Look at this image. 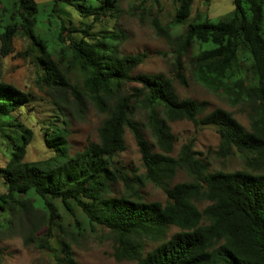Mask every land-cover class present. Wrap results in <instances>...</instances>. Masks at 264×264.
<instances>
[{
	"label": "trees",
	"instance_id": "16d2710c",
	"mask_svg": "<svg viewBox=\"0 0 264 264\" xmlns=\"http://www.w3.org/2000/svg\"><path fill=\"white\" fill-rule=\"evenodd\" d=\"M173 2L169 24L152 18L155 33L172 46L169 77L135 72L144 53L120 54L115 32L96 35L88 21L77 27L65 9L71 7L84 20L117 18L120 0H50L41 20L35 0H0V56L10 53L16 35L28 38L32 60L56 108L43 132L52 154L26 161L34 134L17 114L30 108L33 95L0 80V136L8 154L0 166L6 188L0 216L39 213L25 239L40 234L36 247L50 252L55 264H80L69 243L57 242L55 251L48 244L52 229L60 227L56 200L70 214L79 208L91 231L95 226L107 229L117 261L264 264V172L259 170L264 165V0H232V11L216 21L207 15L188 21L194 0ZM180 25H185L182 32L171 33ZM61 65L77 71L79 83ZM189 78L245 108L250 128L221 107L207 111V100L179 97L174 81L187 87ZM86 98L104 114L98 142L71 154L64 110L82 113ZM180 120L196 128L213 127L219 136L216 153L222 159L238 153L245 168L210 170L208 160L194 150V139L173 154L176 138L170 123ZM126 129L144 168L133 177L116 160L126 148ZM177 171L191 180L171 185ZM112 181L124 188L117 197L109 196ZM146 182L164 191L165 203L138 199L135 185ZM199 203L205 205L199 208ZM171 227L177 231L170 233ZM146 242L154 243L147 251Z\"/></svg>",
	"mask_w": 264,
	"mask_h": 264
},
{
	"label": "rangeland",
	"instance_id": "374dc122",
	"mask_svg": "<svg viewBox=\"0 0 264 264\" xmlns=\"http://www.w3.org/2000/svg\"><path fill=\"white\" fill-rule=\"evenodd\" d=\"M35 1L40 7L38 19L41 20L50 0ZM63 7L65 6L63 5ZM120 8L121 14L117 18L102 17L100 20L91 21V18L84 20L71 7H65L70 12L71 19L77 27L83 26L80 24L81 21H88L92 25L90 31H94L96 35L115 32L113 34H117L116 42L120 54L144 53L146 56L143 62L137 66L135 72H162L170 77L173 61L172 46L164 37L155 33L152 18L157 16L162 26L169 24L174 16L175 3L173 0H120ZM232 9V0H194L188 21L197 15L203 17L207 15L212 21H216L231 12ZM184 26L174 27L171 33L182 32ZM29 44V39L20 34L13 38L10 53L0 56V80L11 83L20 90L31 92L33 95L32 103L28 106L30 108L20 109L21 114H17V118L27 127H30L34 134L31 143L27 146L24 159L36 161L44 160L52 154L43 140V132L46 128L44 123L50 115L54 117L56 108L52 105L46 84L40 79L41 69L32 60V52L28 49ZM196 50L197 46L192 49L191 53L196 52ZM61 68L68 74L72 82L79 83L80 76L77 71H72L65 65H61ZM174 86L179 97L207 100V111L221 107L230 111L247 129L250 128V121L245 113V108L240 105H230L220 94L207 90L192 78H189L187 87L179 85L176 81H174ZM64 113H66L65 119L68 123L67 139L71 154L82 150L89 142H98L97 130L104 114L99 113L87 98L82 113L72 107L65 108ZM57 123L63 127L61 118ZM170 126L176 138L173 154L178 152L183 143L194 139V150L199 153V157H205L208 160L210 170L232 171L245 168L238 153L224 159L216 153L219 136L213 127L196 128L192 122L187 120L171 122ZM124 140L126 148L119 153L116 160L129 176L142 174L144 168L140 155L134 139L127 129L124 132ZM6 144L4 138L0 136V166L4 165L8 158ZM262 166L259 170L264 172V165ZM190 180L191 177L185 171H177L171 185ZM135 187L138 199L142 201L166 202L164 191L150 182H146L140 187L135 185ZM5 191L6 188L0 180V197L4 195ZM123 191L122 182L112 181L110 183L109 196L117 197ZM55 205L60 214L56 223L60 227L55 226L52 229L53 236L48 241L49 246L54 251L58 248L57 242L64 240L69 243L75 260L80 264H136V261L132 260L117 261L112 256V238L108 230L95 226L94 230L91 231L79 208L73 207V214H70L59 201L56 200ZM204 205L205 203H199L198 207L202 208ZM37 206L39 207L40 204L37 203ZM39 215V213L33 215L20 212L14 216H9L7 213L0 216V264H55L50 252L36 247L40 234H35L32 239H25L27 229L37 220ZM175 231L177 228L171 227L169 232ZM40 232L43 231L40 229ZM153 246L154 243L146 242L145 251Z\"/></svg>",
	"mask_w": 264,
	"mask_h": 264
}]
</instances>
